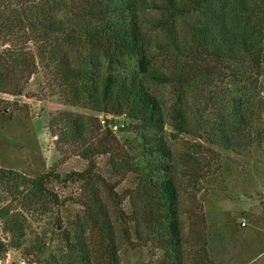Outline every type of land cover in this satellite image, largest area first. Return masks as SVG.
Returning a JSON list of instances; mask_svg holds the SVG:
<instances>
[{"label": "trees", "instance_id": "1", "mask_svg": "<svg viewBox=\"0 0 264 264\" xmlns=\"http://www.w3.org/2000/svg\"><path fill=\"white\" fill-rule=\"evenodd\" d=\"M147 12L158 18L144 16ZM148 23L155 25V36L145 35ZM186 36L198 53L226 68L232 87L226 105L208 125L207 142L236 154L249 150L259 142L256 117L264 111V0H0V93L21 95L39 59L54 68L78 104L102 114L106 125L109 116L127 119L139 135L136 151L130 158L118 154L112 162L113 169L136 180L128 196L132 220L127 223L134 225L137 239H150L166 260L172 254V264H184L180 197L163 128L169 125L187 135L194 124L181 103L168 108L155 96L126 59L134 58L138 70L149 75L151 46L172 52ZM152 73L157 82L167 83L159 70ZM85 129L81 119H70L63 135L84 140ZM111 136L107 127L96 150H83L88 165L93 155H112ZM91 175L86 170L67 178L85 187L87 196L80 205L96 234L97 252L78 230L50 264H120L115 225L106 207L116 197L101 196ZM48 176L29 179L0 169V183L9 185L12 201L26 197L30 205L43 203L40 190ZM24 190L34 191L28 198ZM0 224L10 236L9 246L18 249L27 233L24 216L8 204L0 209ZM207 263L209 259L200 255L197 264Z\"/></svg>", "mask_w": 264, "mask_h": 264}, {"label": "rangeland", "instance_id": "2", "mask_svg": "<svg viewBox=\"0 0 264 264\" xmlns=\"http://www.w3.org/2000/svg\"><path fill=\"white\" fill-rule=\"evenodd\" d=\"M144 16L158 18L154 12ZM144 26L146 36L157 34L154 24ZM29 47L34 52V46ZM161 48L153 45L148 52L149 75L138 70L134 58L126 63L142 75L148 89L168 108L181 103L194 124L187 135L178 134L169 125L163 128L172 156L171 177L180 197L183 262L197 264L204 255L209 264H264V111L256 117L259 142L249 150L236 154L210 145L208 125L226 105L232 90L228 71L202 51L198 53L187 36L172 52ZM36 62L35 73L21 83V95L0 93V169L29 179L49 176L40 190L42 204H27L26 197L12 201L9 185L0 183V209L9 204L27 224L18 249L9 246L10 236L0 224V264H50L78 230L83 233L82 240L97 252L96 234L80 205L87 196L85 187L67 178L86 170L101 196L116 197L107 201L106 207L115 225L120 264H172V254L166 260L150 239H137L134 225L127 223L132 220L128 196L133 194L136 180L130 173L113 169L112 162L118 154L120 158L134 155L139 135L132 124L109 116L106 119L114 124L102 125L100 120L105 117L78 104L51 65L39 59ZM155 70L168 78L167 83L157 82ZM260 86L264 99V77ZM75 118L85 123L84 140L63 135L69 120ZM107 127L112 133L108 138L113 144L112 155H93L90 166L82 157L83 150H96ZM29 191L34 190H24L23 196L29 198Z\"/></svg>", "mask_w": 264, "mask_h": 264}, {"label": "built area", "instance_id": "3", "mask_svg": "<svg viewBox=\"0 0 264 264\" xmlns=\"http://www.w3.org/2000/svg\"><path fill=\"white\" fill-rule=\"evenodd\" d=\"M100 122H101L102 125H105V124H106L105 121H104V119H101ZM113 127L116 128V125H114ZM113 127H112V128H113ZM241 225H242V226L245 225L244 221L241 223Z\"/></svg>", "mask_w": 264, "mask_h": 264}]
</instances>
